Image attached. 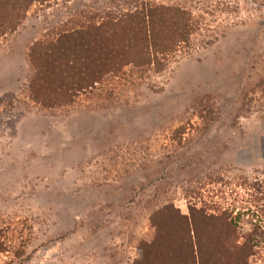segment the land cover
<instances>
[{
  "label": "rangeland",
  "instance_id": "1",
  "mask_svg": "<svg viewBox=\"0 0 264 264\" xmlns=\"http://www.w3.org/2000/svg\"><path fill=\"white\" fill-rule=\"evenodd\" d=\"M107 1L35 5L0 43V264H136L152 211L194 201L247 211L256 245L240 264H264V0H155L197 23L163 71L35 101L30 47Z\"/></svg>",
  "mask_w": 264,
  "mask_h": 264
},
{
  "label": "trees",
  "instance_id": "2",
  "mask_svg": "<svg viewBox=\"0 0 264 264\" xmlns=\"http://www.w3.org/2000/svg\"><path fill=\"white\" fill-rule=\"evenodd\" d=\"M51 1L0 0V43L35 5ZM101 7L74 13L30 47L29 91L35 101L50 108L69 106L105 96L106 88L136 73H160L197 29L191 10L180 4L108 0ZM188 207L187 214L173 203L152 211L157 234L141 246L143 259L136 264H240L254 254L257 232L244 236L240 223L247 211L215 209L204 201ZM8 233L0 230V252L10 248Z\"/></svg>",
  "mask_w": 264,
  "mask_h": 264
}]
</instances>
